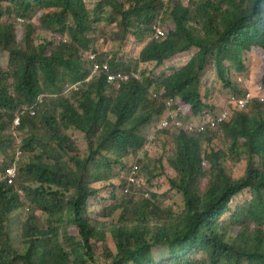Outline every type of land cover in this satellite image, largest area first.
<instances>
[{"label": "trees", "instance_id": "trees-1", "mask_svg": "<svg viewBox=\"0 0 264 264\" xmlns=\"http://www.w3.org/2000/svg\"><path fill=\"white\" fill-rule=\"evenodd\" d=\"M18 17L26 22L15 26L10 19ZM163 17L166 36L150 39ZM110 26L137 41L138 56L118 50L87 61L84 51L96 53ZM188 53L182 67L157 77L144 69L119 90L104 72L87 80L95 62L130 72ZM252 57L255 90L228 72L247 74ZM210 63L231 97L251 91L253 98L245 107L230 104V116L214 128L173 130L167 98H176L185 122L200 125L216 114L217 93L201 81ZM260 94L264 0H98L93 10L86 0H0V172L24 153L15 183H0V264H264ZM40 96L36 113L26 111L15 126L16 112ZM153 136L171 155L142 163ZM131 158L138 178L160 169L165 191L132 187ZM242 162L234 176L231 167ZM246 191L251 199L234 205ZM19 212L15 245L10 225ZM158 246L168 251L161 260Z\"/></svg>", "mask_w": 264, "mask_h": 264}, {"label": "rangeland", "instance_id": "rangeland-1", "mask_svg": "<svg viewBox=\"0 0 264 264\" xmlns=\"http://www.w3.org/2000/svg\"><path fill=\"white\" fill-rule=\"evenodd\" d=\"M98 0H86V4L87 7L90 10H93L96 7ZM11 22H15V19H10ZM168 20L163 18H160L157 23H159V25L162 27V30L164 32L168 31ZM19 24H15V26H17ZM99 26V25H98ZM107 31V33L105 34L106 36L103 35V33H100L101 36L99 37V39H97L95 48H96V53L99 52H103V53H107V54H111L115 51L118 50H123L124 52L128 53L129 52V56L131 58H135L138 56L139 51L141 49V47L139 46V44H137V41H131V38L129 35L126 38H123V36L119 33V30L117 27H107L105 32ZM104 32V33H105ZM46 33H42L41 34V38L40 40L44 39L46 37ZM146 43V41H144L142 43V46H144ZM92 51H84V56H88V53H90ZM191 53H188L185 56H190ZM184 56H180L178 58L172 57L169 60H166L158 65H156L155 63H148V64H140L138 66V68L136 70H130V71H138L139 73L146 69L148 70V72L150 73V75L152 77H157L159 75H161L163 72H168L166 70H168L169 67H179L184 63V59L182 58ZM252 64V66H251ZM257 64V61L255 60V57H252V61L250 63V71L247 74H242L239 75L238 73H236L234 71V69L229 67V75L231 77V74L233 73V75L236 77V75L238 76V80L240 79V81H243L244 85L247 87H251L254 90L256 89L255 85L253 84L252 81V73L255 71V65ZM209 68L207 69L206 72L203 73L202 77H201V81L202 83L207 84L208 86H211L213 89H215L216 91V98H215V107L213 110H216V113L222 109L229 100V96H230V90L225 89L221 82L219 81L218 77L216 76L215 70L214 68H211V63L209 64ZM243 79H242V77ZM208 115H213V113H208ZM173 130H176L174 127H172ZM16 132V135L14 134V136L17 138H19L21 141L24 138L23 133L18 132V131H13ZM18 139V141L20 142V140ZM80 147L83 149L86 146H82V144L80 143ZM171 147L170 146H163V142L162 140H160L158 137L153 136V139L150 140L149 145L147 146V148L145 149L146 154V158L144 157V155L141 153L139 160L142 161V163H145L146 161L148 163H150L151 161L154 160H158L157 158L161 156V154L164 155L165 159H167V157H169L171 155ZM2 159V157H0V160ZM135 161V159H129V165H133V162ZM245 165L244 163H239L236 167H231L232 168V172L234 176H237L239 174L242 173L243 169H244ZM124 174H121V179L124 180ZM150 174L151 178L148 176ZM146 178L144 177V175H140V180H141V184L145 187V190L147 192L150 191H155V190H159L160 192L165 191V189L167 188L166 185V179H164V173L160 172V169H157V171L153 174V173H146ZM157 177H159L157 180H155ZM251 199V193L246 191L244 193H241V195H239L235 200H234V205H241L244 204L246 202H248ZM166 201V205H171V200L173 199H165ZM100 202V201H97ZM92 204L97 205L94 201H92ZM106 203L102 204L101 206H105ZM175 205V209L179 210V206L176 204ZM100 206V207H101ZM24 214L19 212L14 214L11 217V225H10V232L13 238V241L15 243V245H19V234H20V228H21V222L23 220ZM154 255H155V259L157 258L158 260H161V258H163L164 256H166L168 254V251L166 250L165 246L162 247H158L155 248L154 250Z\"/></svg>", "mask_w": 264, "mask_h": 264}, {"label": "built area", "instance_id": "built-area-1", "mask_svg": "<svg viewBox=\"0 0 264 264\" xmlns=\"http://www.w3.org/2000/svg\"><path fill=\"white\" fill-rule=\"evenodd\" d=\"M163 1H174V0H163ZM181 1H187V0H181ZM19 23H22L24 21L23 18H18ZM154 32H155V37L158 38L163 34V31L160 27L158 26H154L153 27ZM96 54L95 53H90L87 56V59L89 61H95L96 60ZM100 72H104L105 75L107 76V79L111 82H114L116 85V88H120L121 85L126 82L129 78L130 75L129 74H125V73H112L110 72L108 69L107 70H103L102 66L99 62H95L93 65V68L91 70V74L89 76V78H91L93 75H96ZM132 76H134L135 78H139V74L138 73H133ZM253 97V94L248 91L244 96L241 97H235L233 98V101H235L239 106L244 107L247 102L249 100H251ZM260 101H264V95H260L259 96ZM42 101V96L39 97L38 102L36 104H34L31 109H27L25 106H23L20 110V113H18L15 116L14 119V124L16 126H18L21 122V115L26 113V111H29L31 115H34L39 107V103H41ZM174 103V99L170 98L169 100H167L166 105L168 107V109L170 110V114L171 117L174 119V123L176 126L180 127L182 126V120H180L177 116V112L178 110H172L171 106ZM229 115V111L224 108L220 114L216 115L215 117H210L206 122H203L202 124H200L198 126V131H202L205 129L206 126H210V127H215L218 123L222 122L223 120H225ZM168 125V121L164 120L163 121V126H167ZM190 128H193L192 125H189ZM21 153L19 152L18 155H20ZM17 162H18V158L16 157L15 162L13 163L12 167H8L3 173H0V181H6L8 185L13 184L16 176H17ZM137 166H135L131 172V175L129 177V182L131 184H136V170H137ZM125 193L128 192V190L124 191Z\"/></svg>", "mask_w": 264, "mask_h": 264}, {"label": "clouds", "instance_id": "clouds-1", "mask_svg": "<svg viewBox=\"0 0 264 264\" xmlns=\"http://www.w3.org/2000/svg\"><path fill=\"white\" fill-rule=\"evenodd\" d=\"M162 2H165V3H172L173 1H163V0H161ZM18 18H22V17H18ZM18 18H16V21L14 22V24H22V23H25L26 22V19H24V21L22 22V23H19V21H18ZM13 23V22H12ZM154 26H158V27H160L161 29H162V27L159 25V23H154L153 25H152V28H151V32H152V34L150 35V39H154V40H161V39H163L165 36H166V34H167V32H164L163 30V34L160 36V37H158V38H156L155 37V32H154V29H153V27ZM91 53V52H90ZM90 53H88V54H90ZM97 56H96V58L98 57V54L97 53H95ZM180 56H182L181 54H179V55H177L175 58H178V57H180ZM190 57V56H189ZM188 56H184V57H182L183 59H184V63L181 65V66H179V67H182L188 60V58H189ZM86 59H87V56H86ZM87 61H89L88 59H87ZM90 62V61H89ZM179 67H174V68H172V69H178ZM107 68H108V70L110 71V72H112V73H119V72H121V73H125V74H129L130 75V78L126 81V82H128L130 79H132V78H134V79H136V80H141V77H142V73L140 72H138V71H136V72H134V71H130V72H123V71H112L111 70V68L109 67V66H107ZM107 70V69H106ZM105 71V70H104ZM171 71H168V72H166V73H170ZM101 73V72H100ZM133 73H138L139 74V78H135L134 76H132V74ZM99 74V73H98ZM98 74H96V75H93L91 78H93V77H95V76H98ZM105 77H106V79H107V76L105 75V73L103 74ZM90 76V75H89ZM89 76H88V78H87V80H89V79H91V78H89ZM108 80V79H107ZM109 81V80H108ZM109 82H111V81H109ZM126 82H124L122 85H121V87L120 88H116V85H115V83L114 82H111V83H113L114 84V86H115V89L116 90H119V89H121L122 88V86L126 83ZM73 88H77V85H74V86H71L70 88H68L65 92H67L69 89L71 90V89H73ZM248 92V91H247ZM246 92V93H247ZM251 92V91H250ZM245 93V94H246ZM252 93V92H251ZM253 94V93H252ZM260 95H264V94H260ZM259 95V96H260ZM244 96V95H243ZM231 97V96H230ZM229 97V98H230ZM233 98H235V97H241V96H236V95H233L232 96ZM231 97V99L230 100H228V103L222 108V109H220L216 114H213L211 117H215L216 115H218V114H220V112L224 109V108H226L228 111H229V105L230 104H232V103H234L235 105H237V103L235 102V101H233V98ZM170 98H173L174 99V103H173V105L171 106V109L173 110H178V112L180 111V109H178L177 108V105H176V102H177V100H176V98H174V97H170ZM170 98H167L165 101H164V104H165V106H166V108L168 109V107H167V105H166V102H167V100H169ZM253 98V97H252ZM260 100V99H259ZM250 102V100L247 102V104ZM246 104V105H247ZM245 105V106H246ZM244 106V107H245ZM241 107V106H240ZM22 108V107H21ZM21 108L16 112V115L18 114V113H20V110H21ZM169 110V109H168ZM22 116V115H21ZM230 116V111H229V115H228V117ZM227 117V118H228ZM210 118V117H209ZM226 118V119H227ZM225 119V120H226ZM224 121V120H223ZM222 121V122H223ZM222 122H220V123H222ZM220 123H218L217 125H219ZM202 124V123H201ZM15 125V124H14ZM189 125H192L193 126V128H190L189 127ZM216 125V126H217ZM16 126V125H15ZM168 126V125H167ZM167 126H163V124H162V127L163 128H165V127H167ZM182 126L184 127H186L188 130H196V131H198V126L199 125H195L193 122H185V120H182ZM215 126V127H216ZM172 127H174L175 129L177 128L178 129V126H176L175 125V123H174V125H172ZM181 127V126H180ZM207 127V126H206ZM205 127V128H206ZM214 128V127H213ZM205 130V129H204ZM204 130H202V131H204ZM202 131H199V132H202ZM15 133V135H16V132H14ZM149 144H147V146H148ZM20 151H18V153H19ZM18 153H17V155L15 156V159H14V161H13V163L15 162V160H16V157L18 158V162H17V175H18V164H19V162H20V160H21V158H22V156H23V154L24 153H21L20 155H18ZM135 163L133 164V167H132V169H131V172H132V170H133V168L135 167V166H137L138 168H137V170H139V166H138V162H136V160L134 161ZM13 163H12V165H13ZM12 165L10 166V167H12ZM7 169V168H6ZM5 169V170H6ZM4 170V171H5ZM136 170V171H137ZM3 171V172H4ZM3 172H0V173H3ZM130 175H131V173H130ZM130 175L128 176V178H126L127 179V181L129 182V177H130ZM135 177H136V181H137V183L135 184H131L132 185V187L133 186H135V185H137V184H139L140 182H141V180H140V177L138 178V176L137 175H135ZM16 178H17V176H16ZM16 178H15V180H16ZM15 180H14V182H13V184L15 183ZM1 182H6V181H0V183ZM7 183V182H6ZM13 184H11V185H13ZM158 247H162V246H158ZM158 247H155V248H158ZM154 248V249H155ZM153 249V250H154ZM167 250V249H166ZM153 254H154V251H153ZM154 258H155V255H154ZM157 259V258H156Z\"/></svg>", "mask_w": 264, "mask_h": 264}]
</instances>
